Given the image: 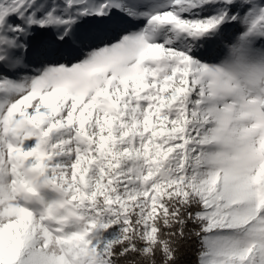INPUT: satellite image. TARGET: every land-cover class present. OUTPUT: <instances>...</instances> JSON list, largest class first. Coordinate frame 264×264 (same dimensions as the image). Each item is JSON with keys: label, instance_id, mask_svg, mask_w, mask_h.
Returning <instances> with one entry per match:
<instances>
[{"label": "snow or ice", "instance_id": "snow-or-ice-1", "mask_svg": "<svg viewBox=\"0 0 264 264\" xmlns=\"http://www.w3.org/2000/svg\"><path fill=\"white\" fill-rule=\"evenodd\" d=\"M191 242L264 264V0H0V264Z\"/></svg>", "mask_w": 264, "mask_h": 264}, {"label": "trees", "instance_id": "trees-1", "mask_svg": "<svg viewBox=\"0 0 264 264\" xmlns=\"http://www.w3.org/2000/svg\"><path fill=\"white\" fill-rule=\"evenodd\" d=\"M226 35H228V33H226ZM196 243L195 242H191L190 245H185L182 249H181V261L180 264H195L196 262Z\"/></svg>", "mask_w": 264, "mask_h": 264}]
</instances>
